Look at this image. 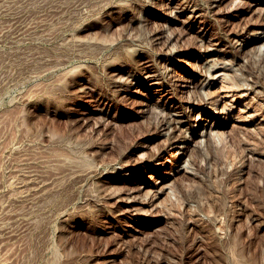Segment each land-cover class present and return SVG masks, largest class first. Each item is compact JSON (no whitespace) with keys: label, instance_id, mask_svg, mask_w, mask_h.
<instances>
[{"label":"rangeland","instance_id":"obj_1","mask_svg":"<svg viewBox=\"0 0 264 264\" xmlns=\"http://www.w3.org/2000/svg\"><path fill=\"white\" fill-rule=\"evenodd\" d=\"M214 3L0 0V264H264V58L234 77L264 18ZM210 58L230 68L206 79ZM175 110L211 130L184 129L180 158ZM131 198L137 221L119 214Z\"/></svg>","mask_w":264,"mask_h":264},{"label":"bare ground","instance_id":"obj_2","mask_svg":"<svg viewBox=\"0 0 264 264\" xmlns=\"http://www.w3.org/2000/svg\"><path fill=\"white\" fill-rule=\"evenodd\" d=\"M214 1H215V3L212 6L217 5V17L221 18V20L226 21V19H225L226 16H239L243 10L251 9L253 6H255V7L252 9L260 12L261 17L264 18V0H229L232 2V5L229 9H225L224 7H218L222 2H225L227 0H214ZM63 6L64 5L62 3H58V5L56 7L52 8V11L54 13H57L63 9ZM186 7H188V3H185L182 8H186ZM200 15L201 14H196V15H192V16H198L199 17ZM194 20H197V17H195ZM247 24L254 26L255 31L249 32V34L244 36L242 38L243 42H237L236 43L239 46L244 45L246 47V49H248L249 54H248L247 58L241 59L242 68H237L239 70L238 71L239 75H235L234 77H239V78L247 77L248 79H250L249 77L252 75L253 71H255L256 68L252 64L249 65V63L251 61H254V60L259 59L261 57L264 58V20L263 19L251 20ZM205 30H207L206 27L204 28L203 31H205ZM232 32L234 35L241 36V35H243V32H245V30H243V27L242 28H235L232 30ZM251 43H252V45H250ZM168 50L170 52L175 51L174 46L172 45V47H170ZM204 50L215 51V50H219V49H215V48H212L211 46H208V47H205ZM213 59L214 58L209 59L210 60L208 62L209 65L206 69L207 72H205V74H204L206 79L214 78V76L211 75V72H210L213 69L230 68L229 66L227 67V65H226V64H230L229 61H222L221 62V61H214ZM206 61H207V59H206ZM170 69H172V68H170ZM246 72L248 73V75H250L249 77L246 75ZM243 73H245V75H243ZM223 75H225V73ZM141 78L143 79L144 83L150 87H153V86L159 84L158 87H160V88H154L157 90V91L156 90H154V91H156V92L160 91L162 93L168 92L167 85L163 84L162 81L160 82L158 80L156 73L153 72L150 68H148L147 64L144 67V74L141 76ZM131 79H133V78H129L127 80V82L131 81ZM207 81L208 80H205L202 84L207 85L208 84ZM243 84L245 85V88L251 87L249 85V83L246 81H243L242 85ZM244 85H243V87H244ZM200 92L202 93L201 99H198V101H193L192 104L196 103L197 105H199L201 103V101H203V102L205 101V99L207 98L205 96L206 95L205 91L201 90ZM222 97H226V95H222ZM199 106H201V105H199ZM228 108H230V107L227 106L225 109H228ZM162 114L163 113H161V115ZM184 116H187L185 114V111L175 110L173 112L171 111V113H169L162 121V124H164V127L167 128L170 125V127L168 129V132L170 131V133H171V134L169 133L170 135L168 137L169 138V144H170L171 148H174V149L176 148L175 153H176L177 158H180L183 154L186 153V147L187 146H186L185 142L187 141V138H185V135L183 134L184 129L191 128V129H193L194 132L198 133V135H200L201 138L196 139V140L200 144H204V142H207L209 139V134H211V130L208 131L206 128L205 129H203V128L197 129L196 128L199 125V121H201L200 117H199V119H198V117H196V119H195L196 121L194 123H192L191 119H189V117L184 119L183 118ZM202 120H207V119H202ZM244 122H246V121H244ZM178 129L180 130V132H177ZM183 166H185L186 171L191 172V170L188 168L189 163L187 161H185V165H183ZM183 166H182V168H183ZM179 168H181V167H179ZM20 174L22 175L21 183L23 185H26V187L28 186V190H33L36 192L40 190V185L30 183L33 180L31 181V179H29L27 177L28 174H26L23 171L20 172ZM165 178L166 177H162L161 180H155L154 178L149 176L148 179L147 178L146 179L140 178L139 182H141V184H140L141 187L148 186V185L149 186H155L158 184V182H162ZM29 183H30V185H29ZM164 187H166V185H162L160 188L162 189ZM24 190H26V189H24ZM141 202H143V201L139 200L137 198H131L126 203V206L119 211V214L126 219H130L131 221H137L138 213L141 211L138 210L139 207L136 206V203H141ZM7 218L11 220L14 218V215H9V216H7ZM3 229H5V228H3ZM6 232H9V231H6Z\"/></svg>","mask_w":264,"mask_h":264}]
</instances>
